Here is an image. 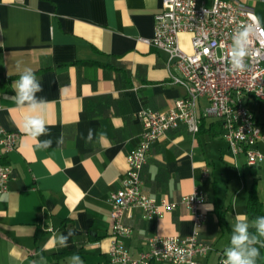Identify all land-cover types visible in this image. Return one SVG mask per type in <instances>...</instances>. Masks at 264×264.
<instances>
[{
    "label": "crops",
    "instance_id": "1",
    "mask_svg": "<svg viewBox=\"0 0 264 264\" xmlns=\"http://www.w3.org/2000/svg\"><path fill=\"white\" fill-rule=\"evenodd\" d=\"M238 1L264 29V1ZM160 11L161 0H0V126L19 134L7 156V192L0 195V264H71L73 254L83 264L108 261L109 196L120 188L126 156L139 143L136 115L143 108L166 113L185 96L182 87L170 84L168 55L141 41L153 37ZM189 41L188 34L179 35L182 48L189 49ZM25 67L35 72L43 86L37 96L47 101L50 135L39 137L51 139L46 150L24 133L27 109L15 103L13 81ZM252 111L264 124L260 106ZM259 145L264 144L256 145L260 152ZM256 165L232 156L220 121L209 118L195 136L179 126L152 144L142 191L156 202L176 204L198 187L207 219L197 232L212 248L199 263L219 264L237 217L251 223V191L264 214V162ZM204 170L208 178L202 180ZM123 223L132 230L122 240L132 258L153 236L185 238L194 232L193 218L181 205L150 219L132 209ZM62 235L69 236L67 247L58 243Z\"/></svg>",
    "mask_w": 264,
    "mask_h": 264
},
{
    "label": "built area",
    "instance_id": "2",
    "mask_svg": "<svg viewBox=\"0 0 264 264\" xmlns=\"http://www.w3.org/2000/svg\"><path fill=\"white\" fill-rule=\"evenodd\" d=\"M246 26L252 29L247 67L243 72L228 71L232 36ZM180 34L190 36V53L180 48ZM141 41L168 55L170 84L182 87L185 96L166 113L143 108L136 115L142 128L140 140L126 156L128 168L120 188L109 196L111 242L105 264H200L199 259L212 250L197 232L207 219L200 209L202 191L194 187L176 204L156 202L142 191L141 172L152 144L167 131L184 126L195 136L200 122L209 118L220 121L222 138L232 156L243 155L248 166L264 161L256 149L259 142L264 144V133L249 108L264 104V30L252 10L238 0H211L209 6L205 0H161V11L154 16L153 37ZM201 100L205 102L203 108ZM18 137V133L0 126V195L7 192V156L16 149ZM207 178L208 171L204 170L202 180ZM178 205L191 214L194 232L185 238L153 236L147 240L146 250L132 258L122 242L132 233L123 223L124 216L138 209L147 219L161 218ZM224 258L220 253L219 264Z\"/></svg>",
    "mask_w": 264,
    "mask_h": 264
},
{
    "label": "clouds",
    "instance_id": "3",
    "mask_svg": "<svg viewBox=\"0 0 264 264\" xmlns=\"http://www.w3.org/2000/svg\"><path fill=\"white\" fill-rule=\"evenodd\" d=\"M251 26L242 27L232 36V45L228 52V71L243 72L247 65L245 58L250 55L249 44ZM13 91L15 93V103L18 107L27 109L23 119V131L25 134L37 139L36 148L46 150L51 147V139L39 140L40 136H49V127L45 119V105L47 101L43 97H38L37 93L43 91L38 77L31 68H23L19 71L18 79L13 81ZM93 130L89 129L86 140L93 139ZM195 195V192H194ZM193 195V197H194ZM212 205H207V210L212 209ZM254 228L255 232L249 229ZM71 232H69V236ZM69 236H60L58 243L61 247L68 246ZM264 215L255 217L251 223L246 216L237 217L235 224L232 225V232L229 246L224 250L222 264H255L259 256V248L264 247ZM71 264H83L78 254L70 257Z\"/></svg>",
    "mask_w": 264,
    "mask_h": 264
},
{
    "label": "trees",
    "instance_id": "4",
    "mask_svg": "<svg viewBox=\"0 0 264 264\" xmlns=\"http://www.w3.org/2000/svg\"><path fill=\"white\" fill-rule=\"evenodd\" d=\"M258 124H259V122H258ZM202 125H203V120L200 122L199 132H200V130L202 128ZM259 125L260 126H264V124H259ZM256 166L257 165H254V166H251V167H256ZM247 211H248V219L250 221H252L257 216L264 215V214H262V206H261V203L258 201V199L256 198V196L253 193V191H251L249 193V196H248ZM249 231L254 233L255 232V229L250 227Z\"/></svg>",
    "mask_w": 264,
    "mask_h": 264
},
{
    "label": "rangeland",
    "instance_id": "5",
    "mask_svg": "<svg viewBox=\"0 0 264 264\" xmlns=\"http://www.w3.org/2000/svg\"><path fill=\"white\" fill-rule=\"evenodd\" d=\"M201 1V0H200ZM205 2H206V4H207V6H209L210 5V2H211V0H205ZM257 19V18H256ZM258 24H259V22H258ZM259 26H260V24H259ZM261 27V26H260ZM261 29H262V27H261ZM262 30H264V29H262ZM180 48L184 51V52H186V53H190V47H189V49L188 48H182V46H180ZM254 104V103H253ZM249 108L252 110V109H254V110H257V107L256 106H252V105H250L249 106ZM258 114V113H257ZM260 120L261 121H264V104H260ZM259 150H260V152L262 153V156H264V146H262V145H259ZM262 162H264V161H262ZM261 163V162H260ZM259 248V247H258ZM262 251H264V248H259V252H260V254H259V256L256 258V261H255V264H264V255H261V252Z\"/></svg>",
    "mask_w": 264,
    "mask_h": 264
}]
</instances>
